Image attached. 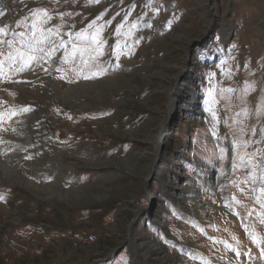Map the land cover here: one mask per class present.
Returning a JSON list of instances; mask_svg holds the SVG:
<instances>
[{
  "label": "rangeland",
  "instance_id": "obj_1",
  "mask_svg": "<svg viewBox=\"0 0 264 264\" xmlns=\"http://www.w3.org/2000/svg\"><path fill=\"white\" fill-rule=\"evenodd\" d=\"M83 3L0 0V264H264V0Z\"/></svg>",
  "mask_w": 264,
  "mask_h": 264
},
{
  "label": "snow or ice",
  "instance_id": "obj_2",
  "mask_svg": "<svg viewBox=\"0 0 264 264\" xmlns=\"http://www.w3.org/2000/svg\"><path fill=\"white\" fill-rule=\"evenodd\" d=\"M38 12L43 13L44 16L48 15V13L45 9H39ZM37 31L40 32L39 36L36 35ZM0 33H6V28H0ZM54 35H60L59 31L53 32V30L51 28L38 29L37 24L33 23L32 24V36L31 37H26L23 32L19 33L20 43L23 45V48L25 49V51H20L19 49H16L15 54L12 52H10L8 54L7 60L9 61L10 64H16L19 61L20 66L16 69V71H23L27 67V65H29L30 63H32L33 60L36 59V57L33 55V53L36 50V45L44 43L47 38L52 37ZM80 35H81L80 33H77L78 37ZM92 40L94 42L97 41V35L96 34H94L92 36ZM0 43H3V42H0ZM6 43L8 44L9 47H12V45L14 44V41L8 40V41H6ZM77 50L81 51V53L83 51H87V49H78V45L73 43V55L75 54V52ZM41 51H44V49H41ZM55 51H56V46L53 45V47L51 49H48L46 51L45 55L49 59H51L52 54ZM0 55H2V53H0ZM64 59L66 62L67 58L65 57ZM45 62H47V61H45ZM2 64H3V61H0V66H2ZM45 71L47 72V69H45ZM57 71H59V69H57ZM88 78H89L88 76H85V79H88ZM23 111L27 112V111H30V109L24 108ZM13 114H15V113H13ZM25 158L30 159V157H25ZM239 159L241 160L242 163H245V164L252 163L250 158L247 161H245V157L240 156ZM261 193L264 194V189L261 190ZM233 200H235V197H233ZM236 202L239 203V201H236ZM225 207H228L231 210V205L226 203ZM261 207H264V203L261 204ZM253 242L254 243L257 242L255 237H253ZM260 258L264 259V247H262L260 250ZM203 264H208V262L204 261Z\"/></svg>",
  "mask_w": 264,
  "mask_h": 264
},
{
  "label": "bare ground",
  "instance_id": "obj_3",
  "mask_svg": "<svg viewBox=\"0 0 264 264\" xmlns=\"http://www.w3.org/2000/svg\"><path fill=\"white\" fill-rule=\"evenodd\" d=\"M49 2H51V1H48V3ZM86 2L88 3V0H86ZM86 2H85V0H84V3L82 4V5H86ZM50 6H51V4H49ZM82 7V6H81ZM79 9V8H78ZM77 9V10H78ZM83 9V8H82ZM80 10V9H79ZM101 10V9H100ZM47 13H49V11H47ZM74 14V13H73ZM65 16H63L65 19H68L69 18V16H67V14H64ZM91 21V20H90ZM59 23V22H58ZM15 25V24H14ZM13 25V26H14ZM66 25V24H65ZM96 26V25H95ZM11 32V31H10ZM63 83V82H62ZM185 93V92H184ZM183 95V94H182ZM186 99H187V101L190 103V102H192V101H194L195 100V97H194V94H193V92H191V93H189V94H186ZM174 105H175V99L173 98V99H171V102L169 103V108H168V111L166 112V115H169V113H170V111L173 109V107H174ZM57 155H58V153H57ZM262 247V246H261ZM236 256V255H235Z\"/></svg>",
  "mask_w": 264,
  "mask_h": 264
}]
</instances>
